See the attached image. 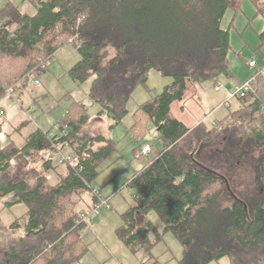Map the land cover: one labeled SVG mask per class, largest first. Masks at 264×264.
Wrapping results in <instances>:
<instances>
[{
  "label": "trees",
  "instance_id": "16d2710c",
  "mask_svg": "<svg viewBox=\"0 0 264 264\" xmlns=\"http://www.w3.org/2000/svg\"><path fill=\"white\" fill-rule=\"evenodd\" d=\"M30 1L33 14L20 12L11 3L0 11L1 96L7 87L17 94L18 83L26 85L27 79L41 75L48 67L41 68L40 63L66 43L79 54L69 74L81 80L92 77L88 98L99 105L100 115L113 120L110 126L127 115L128 99L138 85L146 84L151 69L171 77L160 92L132 112L133 123L127 129L139 142L134 154L144 144L140 140L148 123L155 126L162 143V149L151 157L148 154L143 166L127 179L126 185L136 193L135 202L122 214L123 224L116 230L132 253L142 251L140 264L155 263L151 248L164 232H171L182 247L178 264H209L222 257L231 264H264V195L249 211V200L234 191L227 174L217 166L219 152L211 146L218 135L216 126L208 128L201 121L191 128L170 114L174 102L183 100L192 86L220 77L234 79L227 57L229 31L220 23L228 8L238 11V0ZM252 1L256 13L263 14ZM259 37L263 45L264 30ZM253 74L255 87L263 91L264 74ZM238 102L239 109L216 124L231 113L251 110L261 125L250 134L261 144V102L252 94ZM1 111L0 117L4 115ZM90 119L80 101L74 100L66 111L68 134L58 142L69 144L74 163L60 164L65 169L56 182H48L46 175L38 176L32 187L26 180H5L12 158L44 153L56 130L35 128L21 146L10 142L0 149V195H11L13 200H7V206L22 203L28 210L19 247L12 244L1 250L0 264H35L39 260L41 264H71L88 249L81 235L87 224L80 222L82 211H76L78 201L73 197L88 192L91 208L97 201L91 193L93 179L102 161L115 151L112 138L82 132ZM234 139L242 141L231 134L227 144ZM206 147L211 148L204 152ZM229 148L224 149L221 163L234 157ZM42 157L45 169L56 171V159L47 154ZM256 163L258 179L264 184V154ZM226 187L235 195L229 205L222 204ZM68 204L71 208L67 210ZM151 210L162 220L163 233L145 219ZM137 215L143 217L141 224Z\"/></svg>",
  "mask_w": 264,
  "mask_h": 264
},
{
  "label": "rangeland",
  "instance_id": "374dc122",
  "mask_svg": "<svg viewBox=\"0 0 264 264\" xmlns=\"http://www.w3.org/2000/svg\"><path fill=\"white\" fill-rule=\"evenodd\" d=\"M255 3L264 14V0H255ZM256 9L252 0H238V11L228 8L221 19L220 26L223 29L228 28L229 31L230 47L227 57L234 71V80L244 81L249 77L250 69L245 64L247 59L255 57L258 66H260L259 63L264 65V44L262 45L259 37V33L264 30V15L257 14ZM34 10V7L30 10V6H28L27 11ZM231 21L233 23L230 26ZM109 54H113L112 49H109ZM40 59L42 58L40 57ZM78 59L79 54L76 48L71 43H66L55 51L47 70L43 71L41 75H37L39 84L26 78V85L18 83V89L15 91V93L18 91L17 94L5 91L6 93L1 96L0 101L5 107L4 109L9 112L0 117V149L5 148L10 142L20 144L24 136L35 128L44 131L57 130V124L66 120V111L74 100L82 102L91 117L90 121L82 127V132L93 135L102 134L115 141V151L99 165V174L91 184L100 190V195L106 199L107 204L102 206L94 214L93 219H90V223L81 230L82 240L88 243L89 249L81 255V260L78 262L84 263L85 261L86 264H93V248L98 243L111 250V247H114L111 245H117L122 251L126 250L128 256H134L119 239L116 230L123 224L122 214L135 202L136 193L126 185V181L138 168L143 166L148 158L146 156L136 157L134 148L139 142L132 137L127 129L133 123L132 112L137 109L140 103L160 92L164 85L171 81V77L151 69L146 84L138 85L128 99L126 103L127 115L121 122L110 126L113 124V120L106 114L100 115L98 113L99 105L88 98L92 77L84 78V80L74 79L68 72ZM219 81L227 87L234 84L231 83L232 79L227 77H220ZM198 85H201L200 89ZM198 85L196 91H191L193 87L188 90V94L195 93V98L199 96L197 101L200 102L198 105L193 102L189 103V110L184 113L186 115L184 118H187L189 123L204 116L203 121L210 124L214 119H220L232 111V104L229 107L219 106L223 101L224 93L214 89L213 81H205ZM190 99L193 100L192 97ZM178 104L179 102L172 108L171 115L177 116L180 113ZM243 111L244 113H231L224 122L217 125L215 132L217 131L218 135L211 146L215 150L218 149L219 152L215 157L217 163H220L217 166L227 174L234 191L249 200L250 211L264 195V184H261V180L258 179L256 163L264 154V142L256 143L250 134V131L257 125H261L260 119L256 114L255 116L251 115L249 113L251 110ZM231 134L233 137H240L242 141L234 139L233 142L230 141L231 144H227ZM140 142L150 144L149 157L162 149L158 132L152 123H148L147 131ZM227 145L234 151V157L228 156L226 162L221 163ZM209 148H204V152ZM31 155L19 154L12 158L5 180H26L28 186L32 187L38 176L46 175L48 182H56L58 178L56 172L40 166L42 163L38 161V156L34 153ZM56 166L61 165L57 164ZM225 182L227 181L225 180ZM224 189L222 204L229 205L235 195L228 192L227 187ZM9 197V194L0 195V251L12 244L19 247L20 238L17 237V231H23L22 226L27 218L28 210L24 204H17L13 210L2 209V202L5 203ZM90 198L91 195L88 192L74 196L73 199L78 201L77 206L79 207L76 211L83 208L85 211L89 209L87 204L90 202ZM9 199V201L13 200ZM69 208L71 206L68 204L67 210ZM145 217L146 220H150L154 224L159 232L163 233L164 225L157 213L151 210ZM141 218L140 215L136 216L138 224L142 223L143 219ZM151 253L156 256L154 264H176L182 256V247L171 232H164L162 239L152 246ZM112 254L117 258L115 249ZM136 256L141 257L142 251H139ZM41 262L39 260L35 264H41ZM209 264L230 263L227 257H222Z\"/></svg>",
  "mask_w": 264,
  "mask_h": 264
},
{
  "label": "built area",
  "instance_id": "2783aa9c",
  "mask_svg": "<svg viewBox=\"0 0 264 264\" xmlns=\"http://www.w3.org/2000/svg\"><path fill=\"white\" fill-rule=\"evenodd\" d=\"M51 58L45 59L40 63L41 68H47ZM246 66L251 70V75L249 78L242 82H238L236 84H233L230 87H226L223 85L219 79H216L213 82V87L216 91H224L225 97L224 100L219 104L229 107L231 102L234 100H239L248 94H252L254 98H256L259 102H261V109L264 111V90L260 91L255 87L256 82V74H253L254 72H258V74H264V65L258 66L257 59L255 57H251L248 61H246ZM33 82L35 84H39V79L37 76L32 77ZM12 87H7L6 92H12ZM2 114V111L0 109V116ZM68 134V122H60L58 128L56 131L51 132V137L53 139L51 140L52 143H50V148L46 151V154L51 156L52 158L56 159V163L62 164V163H69L72 165V161L74 163V155L71 149L69 148V144L67 145L65 141L58 142L61 138L64 136H67ZM56 141V142H55ZM151 152V146L149 143H145L142 145L141 149L136 153V157L140 156H147ZM91 193L96 196L97 201L92 204L91 208L87 209L86 211L80 212V222H83L85 224L90 223V219H93L94 214L104 205L107 204L106 199L102 198L100 195V190L92 186L91 187Z\"/></svg>",
  "mask_w": 264,
  "mask_h": 264
},
{
  "label": "crops",
  "instance_id": "0c3cea01",
  "mask_svg": "<svg viewBox=\"0 0 264 264\" xmlns=\"http://www.w3.org/2000/svg\"><path fill=\"white\" fill-rule=\"evenodd\" d=\"M30 2V3H29ZM29 2H27V0H0V11L2 10V8H4L6 5H7V3H11V4H13L15 7H17L18 9H19V11L20 12H23V13H27V14H33L34 12H35V10L34 11H27V9H28V6H30V10H31V8L32 7H34V5L32 4V2L29 0ZM28 5V6H27ZM35 8V7H34ZM1 22H2V19H1V17H0V24H1ZM250 59V58H249ZM249 59H247L246 61H248ZM246 61H245V63H246ZM229 62H230V60H229ZM261 65V64H260ZM231 66L232 65H230V68H231ZM231 70H232V72H233V75H234V71H233V69L231 68ZM251 70H250V75H251ZM250 75H249V77H250ZM248 77V78H249ZM32 79V78H31ZM246 80V79H245ZM32 81H33V79H32ZM238 82H242V81H240L239 79H232V81H231V83L233 84H236V83H238ZM200 86L201 85H198V87H199V89H200ZM226 86V85H225ZM193 87V89L191 90V91H196L197 89H198V87H197V85L196 86H192ZM227 87V86H226ZM18 89V88H17ZM222 92L224 93V91L222 90ZM222 93V94H223ZM187 96L183 99V100H181V101H178L179 102V104H178V108L180 109V113L177 115V116H175V117H177L178 119H180V120H182L186 125H188V126H190L191 128H193L196 124H198L199 122H201V121H203L204 119H203V117L204 116H201V117H199L197 120H195L194 122H191V123H189L188 121H187V118L185 119L184 117L186 116V115H184V113H186V112H188V110H189V103L191 104L192 102L193 103H196L197 105L198 104H200V102L199 101H197V100H199V96H198V98H195V93L194 92H192L191 94H188V92H187V94H186ZM193 98V100H191L190 98ZM223 97H225V93L223 94ZM2 97H1V95H0V99H1ZM223 100H224V98H223ZM177 102H174V104L171 106V110H172V108L174 107V105L176 104ZM231 104L233 105V108H232V111L231 112H234L235 110H237V109H239V106H241L240 105V103L238 102V100H234V101H232L231 102ZM230 104V105H231ZM5 107H3V105H2V103H1V101H0V109H3V111H4V115L6 114V112H9V111H7L6 109H4ZM213 109V108H212ZM211 109V110H212ZM170 114H171V111H170ZM227 115V113L223 116V117H225ZM173 116V115H172ZM223 117H221L220 119H222ZM220 119H214L213 120V122L212 123H210V124H206L204 121H203V123L208 127V128H212L213 126H216L215 128H217V124H216V122L218 121V120H220ZM132 121H133V118H132ZM34 130V129H33ZM32 130V131H33ZM31 132V131H30ZM29 132V133H30ZM28 133V134H29ZM28 134H26L25 136H24V138H23V140L21 141V143L20 144H17V143H15L17 146H21L24 142H25V140H26V137L28 136ZM146 142V141H145ZM145 144V143H144ZM159 152V151H158ZM43 153V152H42ZM41 152H38V153H36L35 155L36 156H38V158H39V160L38 161H40L42 164L40 165V166H42L43 168H45L44 167V165H43V158L44 157H42L43 155L44 156H46V151L42 154ZM31 156H33V155H31ZM64 169H65V167L64 166H58L57 167V169H56V171H54V170H51L52 172H56V174H57V176L59 175L60 176V173H62L63 171H64ZM59 176H58V178H57V180L59 179ZM9 198H11V195H10V197ZM7 199V200H10V199ZM6 200V201H7ZM5 201V202H6ZM17 204H22V203H16V204H13V205H11V206H7L4 202H2V209H4V208H8L9 210H13V209H15V207L17 206ZM90 204H91V201L87 204V207H90ZM24 206H25V204H24ZM25 208H27L26 206H25ZM24 209V208H23ZM82 210H85L84 208L82 209ZM81 210V211H82ZM24 212H25V210H24ZM141 219H143V217L141 218ZM146 219V218H145ZM26 221H27V218H26V220H25V222H24V224H23V226H22V229H23V231H21L20 232V230H19V232L17 231V237L19 238L22 234H24V227H25V223H26ZM142 222V221H141ZM86 244H88V243H86ZM111 246H114V247H111L112 248V250L111 249H106V247L104 246H102L100 243H98L96 246H94V248H93V264H140V260H141V257H137L136 256V254L138 253H133V255L134 256H128V254L126 253V250H124L123 248V251L121 250V248H119V246H117V245H111ZM116 247V248H115ZM88 249H89V246H88ZM88 249L86 250V251H88ZM113 249H115L116 250V254H117V258H115L114 257V255L112 254V251H113ZM129 249V248H128ZM85 251V252H86ZM107 252V253H106ZM108 256H107V255ZM133 257H136V258H133ZM81 258V257H80ZM78 259L77 261H74L73 262V264L75 263H77V264H86L85 263V261H84V263L83 262H78V261H80L81 259ZM228 259V261H229V263L231 264V261L229 260V258H227ZM177 263H178V260H177ZM176 263V264H177ZM72 264V263H71Z\"/></svg>",
  "mask_w": 264,
  "mask_h": 264
}]
</instances>
